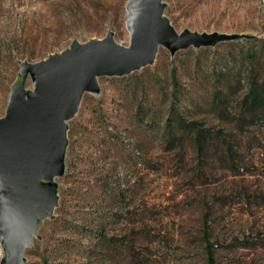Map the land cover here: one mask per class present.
<instances>
[{
    "label": "rangeland",
    "instance_id": "obj_1",
    "mask_svg": "<svg viewBox=\"0 0 264 264\" xmlns=\"http://www.w3.org/2000/svg\"><path fill=\"white\" fill-rule=\"evenodd\" d=\"M126 2L0 0V118L20 62L107 30L128 46ZM163 2L177 32L241 37L159 46L153 63L98 78L67 121L58 205L23 264H264V109L242 101L250 74L264 77V0Z\"/></svg>",
    "mask_w": 264,
    "mask_h": 264
},
{
    "label": "water",
    "instance_id": "obj_2",
    "mask_svg": "<svg viewBox=\"0 0 264 264\" xmlns=\"http://www.w3.org/2000/svg\"><path fill=\"white\" fill-rule=\"evenodd\" d=\"M163 0H127L128 46L103 38L73 41L58 53L20 62V80L0 118V264H23L39 222L58 205L55 179L64 172L67 121L85 92L98 95V78L122 77L153 63L158 47L171 54L235 40L240 34L177 32L163 16ZM30 76L32 89L24 80Z\"/></svg>",
    "mask_w": 264,
    "mask_h": 264
},
{
    "label": "trees",
    "instance_id": "obj_3",
    "mask_svg": "<svg viewBox=\"0 0 264 264\" xmlns=\"http://www.w3.org/2000/svg\"><path fill=\"white\" fill-rule=\"evenodd\" d=\"M254 37H248V39L246 41H248V43H254ZM257 42H259V44L264 47V40H258ZM249 61L254 60L257 55L255 53H251L249 54ZM173 80H175V78L173 77ZM249 87L247 89V92L243 98V103L244 105H246V107L248 108V110L255 112L257 110L260 109H264V77L263 79L259 82L258 78L254 75V74H250V80H249ZM174 111V110H173ZM176 118L177 121L180 125H192V126H196L197 129V135H201V133H203V130L198 126V124L196 122H191L188 123L186 121H184L183 117L176 112ZM168 123H170L168 121ZM210 260V264L212 263V256L208 257Z\"/></svg>",
    "mask_w": 264,
    "mask_h": 264
},
{
    "label": "built area",
    "instance_id": "obj_4",
    "mask_svg": "<svg viewBox=\"0 0 264 264\" xmlns=\"http://www.w3.org/2000/svg\"><path fill=\"white\" fill-rule=\"evenodd\" d=\"M1 250V249H0ZM0 254H1V251H0Z\"/></svg>",
    "mask_w": 264,
    "mask_h": 264
}]
</instances>
